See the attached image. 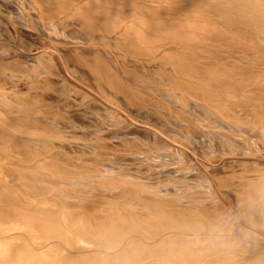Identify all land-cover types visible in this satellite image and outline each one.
<instances>
[{
    "label": "bare ground",
    "instance_id": "6f19581e",
    "mask_svg": "<svg viewBox=\"0 0 264 264\" xmlns=\"http://www.w3.org/2000/svg\"><path fill=\"white\" fill-rule=\"evenodd\" d=\"M0 13L49 40L47 52L28 46L31 32L0 19L4 56L21 65L0 59V167L28 163L36 174L30 182L28 171L0 169V264H264V236L236 219L230 234L212 225L235 215L186 163L196 151L220 184L230 175L217 161H238L244 171L231 176L247 190H235L239 179L225 196L264 229V0H1ZM58 55L105 102L72 93ZM32 78L72 102L40 105L52 98L36 95ZM26 111L46 123L23 127ZM93 134L116 144L97 145ZM121 147L139 165L107 159ZM96 188L158 203L90 202ZM172 201L191 220L166 212Z\"/></svg>",
    "mask_w": 264,
    "mask_h": 264
},
{
    "label": "rangeland",
    "instance_id": "374dc122",
    "mask_svg": "<svg viewBox=\"0 0 264 264\" xmlns=\"http://www.w3.org/2000/svg\"><path fill=\"white\" fill-rule=\"evenodd\" d=\"M1 1V0H0ZM26 7H27V5H24L23 6V8H25L26 9ZM26 10H28V8L26 9ZM0 15H3V16H0V19L3 21V22H5L7 25H8V27H9V29L12 31V33L13 32H17L19 29H21L20 27H22V29L23 28H25V30L28 32V34H30V32H31V35L30 36H28L27 35V40H26V42L27 43H29L28 44V46H31V47H33V48H35V46H36V48L37 47H44V48H41L42 50H45L46 52L48 51V47L47 46H49V40L47 39V37H45V36H42V34H41V37H40V35L38 34L39 33V30L37 29V27L35 28V26L37 25V24H35L34 23V25H31L30 27H28V25H25L24 23H22V24H16L15 23V21H14V19H12L13 21H10L9 20V17H6L5 16V14H3V13H0ZM4 18V19H3ZM5 20V21H4ZM8 22V23H7ZM13 22V23H12ZM18 22V21H17ZM20 23V22H19ZM10 24V25H9ZM11 26V27H10ZM15 26V27H14ZM25 26H27L28 28H30V29H28L27 27H25ZM13 27V28H12ZM32 27H34L35 29H33ZM19 28V29H18ZM13 29V30H12ZM29 31H28V30ZM17 30V31H16ZM31 30V31H30ZM33 30L35 31V32H33ZM38 34V35H37ZM31 40H30V39ZM36 38V39H35ZM40 38H41V40H40ZM31 41H32V43H31ZM36 41V42H35ZM38 41V42H37ZM44 44H43V43ZM45 42H46V44H45ZM2 43V45H0V49H1V51H0V59H1V61H3V63H5L6 65L8 64V65H11L12 66V68H20L21 69V65L20 66H18V64L16 65V64H14L13 62L15 61V60H13V61H10V60H7L8 58H5V56L4 55H7V51H5V50H7V48L8 47H4L3 46V42L2 41H0V44ZM38 45H37V44ZM51 43V42H50ZM31 44H33V45H31ZM35 44V45H34ZM3 48H2V47ZM39 47V48H40ZM5 49V50H4ZM4 53H3V52ZM3 54H2V53ZM2 57H4V58H2ZM55 58H57V61H58V63H59V66H60V68H61V70L65 73L66 71H67V69H65L66 68V61L65 62H63L62 61V59H60V57H59V55L58 56H55ZM5 61V62H4ZM17 61V60H16ZM20 62V61H19ZM13 63V64H12ZM65 65V66H64ZM68 66V65H67ZM68 73H69V71H67V81H68V84L70 85V86H72L73 88L72 89H74L73 91H72V93H74V94H77V93H81L82 95L83 94H86V95H89V97H91L90 99H85L83 102H85V103H87V102H99V103H103V102H105V100L103 101V96L102 95H100V94H98L97 92L95 93V92H91V88H89V86H87V87H85L86 85L84 84V83H82L81 84V82H79V81H77L75 78H74V76L72 75V74H70L69 73V75H68ZM35 81V82H34ZM36 81L37 80H35L34 78H32L31 80H30V83L32 84H30V87L32 88V90L33 91H36V92H40L41 91V94H38V93H36V95H43V96H45V94H48V95H46L47 97L49 96H51L50 98H55V96H52V92L51 93H49L50 91H57V92H55V93H59V89H54V88H52V86H49V85H45L44 87H43V89L42 90H39L38 88L39 87H37L38 86V84L36 83ZM34 82V83H33ZM36 87V88H35ZM50 87V88H49ZM50 90V91H48V89ZM78 91H77V90ZM89 89V90H88ZM38 90V91H37ZM76 90V91H75ZM80 90V91H79ZM44 92V93H43ZM76 92V93H75ZM85 92V93H84ZM43 93V94H42ZM20 95V97L22 96L23 97V95H24V97L25 96H27V95H25V94H18V96ZM78 95V94H77ZM100 95V96H99ZM65 96H66V98H65ZM99 96V97H98ZM59 97V98H58ZM64 97V98H63ZM103 97V98H102ZM57 99L56 100H47V99H45V102L46 103H44V102H42V104L41 103H39L40 105H44V104H53V102H59V103H61V101L62 102H64V101H66V102H72V100H70L69 99V97H68V95L67 94H62V93H59L58 95H57V97H56ZM83 98H85V96L83 95ZM48 102V103H47ZM50 102V103H49ZM52 102V103H51ZM90 102V103H91ZM38 104V106H40ZM74 104V103H73ZM75 106V105H74ZM36 108H37V110L39 111V107H37V105L35 106ZM71 108H73V107H71ZM47 109H50V107L49 106H47ZM37 111V112H38ZM25 113H26V115H28V114H30L28 111H26V112H23L22 113V115L24 116L25 115ZM26 115H25V117H26ZM23 116H20V114L19 115H17L16 116V118H17V121H19L20 122V119L22 120V118H20V117H23ZM30 116H32V115H28L27 116V118H25V117H23L24 119L21 121V123H23V127H25V124H24V120H36L37 121V123L40 125V124H45L46 122L45 121H39L38 119H36L34 116H32V117H30ZM15 118V117H14ZM15 118V119H16ZM130 118V119H129ZM129 118H126V120H127V122L128 123H131L132 122V117H129ZM19 119V120H18ZM49 123V122H48ZM124 123V122H123ZM119 125H122L121 123H119ZM30 127L29 125H27L26 124V127L25 128H28V127ZM41 127V126H40ZM28 129H31V127L30 128H28ZM94 134L91 136V135H89L88 137L90 138V141L91 142H93V143H95V144H97V145H101V146H106V147H110L111 145H114V144H116V142H114V141H108V140H100V139H95L94 137ZM98 141V142H97ZM120 150H115L114 152L115 153H113L112 155H111V153L110 154H107L106 155V157H108L107 159H112V158H116L117 157V159H118V161H119V163L120 164H122V165H130L129 164V161H130V163L131 164H135V165H139V163H138V161L136 160L137 158L135 157V156H133V155H128L129 153H130V151L129 150H127L125 147H121V148H119ZM98 149L96 148V151H97ZM99 150H101L100 148H99ZM124 151L126 152V153H124ZM106 151H104L103 149H102V152H101V154H103V153H105ZM120 152V153H119ZM196 151H194V153H193V155H195V156H193V155H191V158L186 162L187 164H189L192 168H194V170H195V172L197 171V172H199L202 176L204 175V177L206 178V179H208V181L211 183V185H212V189H213V191L215 192V194L217 195V198H218V200H219V202L220 203H222L224 206H226L227 208H228V211H229V213L230 214H232V215H235L236 216V218H235V216H230L231 218V220H233V221H229V220H227V219H223L224 217L225 218H227L226 216H223L222 217V219H221V217H219V218H214L213 219V223L212 222H210V223H212V225L214 226V225H216L217 226V228H219V229H222L223 228V230H224V232H226V233H228V234H230V232H234L233 230H231L230 232H228V231H226L227 229V227H229V225H231L230 226V228L229 229H231L236 223L235 222H237V223H239V224H241L243 227H244V229L248 232V233H256V234H259V235H262V236H264V229H260V227H254V225H253V227H252V225L251 224H249L247 221H246V218L244 219V217H243V215L239 212L240 210H238V208H236V206L234 205L235 204V202L233 203L232 201H231V199L228 197V196H225L226 194L225 193H227V195H232V189H234V188H236V187H238L237 189H235V190H238L239 189V187H240V185L245 181V183H246V180H244L245 178L243 177V176H238V177H236V176H231V174H234L236 171L238 172L239 171V169H240V172H243L244 171V169H242V167H241V165H238L237 164V162H233L234 160H232L231 158H230V156H228V157H223L222 156V158H220V160H218L217 162L219 163H221V164H223V165H225V167L224 168H222V169H220V171H218L219 172V174H223V172H225L224 174H229L230 175V178H227V176H225L227 179L226 180H223V181H221L222 182V186L220 185L221 184V182H220V184H218V182L216 181V178H215V176L214 175H212V173L211 172H209L207 169H206V167H203L204 166V163H203V161H204V157H200V155H197V152L195 153ZM117 153V154H116ZM124 155H123V154ZM119 154V155H118ZM121 154V155H120ZM198 154H200V153H198ZM103 155H105V154H103ZM126 156H128V157H126ZM198 156V157H197ZM95 157V156H94ZM131 157H133V158H131ZM135 157V158H134ZM192 157H194V158H192ZM97 158H99V157H95V160L97 159ZM126 158V159H125ZM203 160H202V159ZM237 158H241V157H237ZM263 158H264V156H263ZM262 158V156H260V158H258V156L256 157V160H258V162H261L260 164H264V159ZM192 159H194V160H192ZM197 159V160H196ZM231 159V160H230ZM136 160V161H135ZM196 160V161H195ZM260 160V161H259ZM133 161V162H132ZM194 162V164H193V162ZM198 161V162H197ZM226 162V163H224V162ZM197 162V163H196ZM228 162V163H227ZM234 163V165H232L233 163ZM254 162H255V160H254ZM67 163V162H66ZM200 163H201V165H200ZM212 163H216V162H212ZM230 163V164H229ZM23 164V163H22ZM68 164V163H67ZM228 164V165H227ZM17 165V166H16ZM15 165V167H14V165H2L1 167H4V168H2V170L4 169V171H6V172H9V170H11L10 172H11V174H14V175H17L16 173H18L19 175L21 174V172L20 171H23L22 173L24 174V173H26V176H27V172L26 171H28V176H27V178H29L30 179V182H32L31 181V177H30V175L31 176H34V175H36V174H33V173H35V172H33L32 170H28V168H27V166H28V163L27 164H25L24 163V165L26 166H24V165H20V164H16ZM20 165V166H19ZM237 165V166H236ZM8 166V167H7ZM170 166H173L172 164H170ZM206 166H208V165H206ZM232 166V167H231ZM1 167H0V169H1ZM6 167V168H5ZM14 167V168H13ZM17 167H18V169L19 170H17ZM158 166H156L155 168L156 169H158L157 168ZM27 168V169H26ZM204 168H205V172H204ZM239 168V169H238ZM7 169V170H6ZM21 169H23V170H21ZM84 169V168H83ZM153 169H154V167H153ZM156 169H154L153 171H155L156 172ZM207 170V171H206ZM242 170V171H241ZM14 171H16V172H14ZM32 171V172H31ZM29 172H30V175H29ZM196 172V173H197ZM240 172H238V173H240ZM207 173H208V175H207ZM33 174V175H32ZM227 174V175H228ZM161 175V176H160ZM164 173H161V174H159V176L162 178V179H167L168 177H169V175L167 174V176L165 175ZM175 175H178V173L177 174H175L174 173V176ZM210 175V176H209ZM21 176V175H20ZM151 176H152V174H151ZM158 176V177H159ZM163 176V177H162ZM212 176V177H211ZM210 177V178H209ZM234 177L236 178V179H234ZM213 178V179H212ZM232 178V179H231ZM32 179H33V177H32ZM210 179H212V181H214V182H212ZM240 179V180H239ZM231 180H234L235 182H233V181H231ZM240 181V184L238 183L239 181ZM243 180V181H242ZM227 181H229V182H231V183H229V182H227ZM226 182V183H225ZM238 183V184H235V183ZM172 183H174V182H172ZM244 183V184H245ZM214 184H215V186H216V188H215V186H214ZM227 184H229V185H227ZM232 184H235L236 185V187L234 186V185H232ZM244 184H242L241 185V187L244 185ZM40 185V184H39ZM226 185V186H225ZM231 185V186H230ZM223 186H225L224 188H223ZM234 186V187H233ZM240 187V192H243V190L245 189L244 187H242L241 188ZM230 188V189H229ZM101 189V188H100ZM224 189V190H223ZM94 190V191H93ZM92 190V192L93 193H95V194H93L92 192L90 193V197H92L91 199H90V197L89 196H87L86 198H87V200L89 199V201L90 202H97V200H99V201H103L104 200V202L106 201V199H107V202L108 201H111V202H119L120 203V201H121V203H122V199H124L123 200V203L122 204H127V202L128 201H130V200H133V201H136V199H140L141 201H138L139 203H141V204H143V206L141 205H139V208L141 209H145V210H147L146 208L148 207L147 206V203L148 202H151V205H153V204H155V203H158V202H156V201H154L155 199H153V198H151V197H148V196H142V195H140V194H138V193H136L134 190H132V189H130V188H128L127 190H125V192L123 191V190H121V189H117V190H112V192L113 191H115V192H111V191H105V190H102V191H105V192H103V194H102V191L101 190H99L98 188H96V189H93ZM95 190H97V191H99V192H97V191H95ZM130 190H131V192H130ZM217 190V191H216ZM230 190V191H229ZM247 189H245L244 191H246ZM129 191V192H128ZM219 191V192H218ZM110 192V193H109ZM116 192H118V193H116ZM123 192V193H122ZM222 192V193H221ZM228 192H230V193H228ZM99 193H101L100 195H99ZM120 193H122V195L120 194ZM132 193H134V194H132ZM219 193V194H218ZM87 194V193H86ZM91 194H93L94 196H91ZM110 194V195H109ZM120 194V195H119ZM132 196H131V195ZM136 194V195H135ZM85 194H83V196H84ZM97 195V196H96ZM112 195V196H111ZM116 195V196H115ZM117 195H118V197H120L119 199H118V197H117ZM129 195V196H128ZM134 195V196H133ZM139 195V196H138ZM100 196V197H99ZM124 196V197H123ZM135 196L136 197H138V198H136L135 199ZM224 196V197H223ZM85 197V196H84ZM104 199H103V198ZM105 197H108V198H105ZM112 197V198H111ZM127 197V198H126ZM131 197V198H130ZM140 197V198H139ZM142 197V198H141ZM223 197V198H222ZM233 197V196H232ZM94 198H95V200H94ZM100 198V199H99ZM115 198V199H114ZM130 198V199H129ZM133 198V199H132ZM143 198H144V200H146V202L143 200ZM228 198V199H227ZM125 199H127V200H125ZM152 199H153V201H152ZM226 200V202H224L225 200ZM114 200V201H113ZM118 200V201H117ZM148 200V201H147ZM89 201H87V202H89ZM127 201V202H126ZM144 201V202H143ZM137 202V201H136ZM152 202H153V204H152ZM173 202V201H172ZM129 203V202H128ZM138 203V204H139ZM144 203H145V205L147 206H144ZM171 205H169L170 207H168V205H166L164 208H166V212H170V211H172V212H174V211H176L177 209L181 212V213H183V214H185L187 217H189V219L191 220V215H190V213H186L185 212V209L187 210V211H189L188 209H187V207H185V206H179V204H175V202H173V204L172 203H170ZM207 204V203H206ZM206 204H204V205H206ZM227 204H228V206H227ZM174 206H175V208H174ZM200 206V205H199ZM144 207H146V208H144ZM177 207V208H176ZM181 207H183V208H181ZM184 207H185V209H184ZM208 207V208H207ZM152 208H154V205L152 206ZM200 208H202V209H209V210H212L213 208H214V205L213 206H208V205H206L205 207H199V209ZM170 211H169V210ZM173 209V210H172ZM176 209V210H175ZM202 209H200V210H202ZM168 210V211H167ZM177 210V211H178ZM181 210H183V211H181ZM233 212H232V211ZM154 211V210H153ZM236 211V212H235ZM238 211V212H237ZM174 213H176V212H174ZM237 213H238V215H237ZM240 213V214H239ZM243 218H242V217ZM232 218H234V219H232ZM236 219V220H235ZM216 222H215V221ZM217 220H219V221H217ZM220 220H221V222H220ZM224 220V221H223ZM234 220H235V222H234ZM220 222V223H219ZM228 222H230V223H228ZM247 222V223H246ZM226 223H228V224H226ZM233 223H235V224H233ZM220 224H221V226H220ZM224 225V226H223ZM225 225H226V227H225ZM228 225V226H227ZM212 226V227H213ZM218 226H220V227H222V228H220V227H218ZM156 228H154V230H155ZM216 233V232H215ZM216 234H220V233H216Z\"/></svg>",
    "mask_w": 264,
    "mask_h": 264
}]
</instances>
